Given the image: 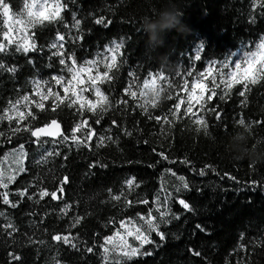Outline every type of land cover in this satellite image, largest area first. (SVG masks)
<instances>
[{"label":"trees","instance_id":"16d2710c","mask_svg":"<svg viewBox=\"0 0 264 264\" xmlns=\"http://www.w3.org/2000/svg\"><path fill=\"white\" fill-rule=\"evenodd\" d=\"M8 2L15 13L23 8L24 0ZM63 2L68 5V10L62 14L63 22L46 23L32 29L43 51L30 52L26 56L15 52L13 47L9 54H0V61L17 68L14 74L0 72V115L8 108L9 101L32 94V81H49L53 75L65 74L60 72L56 58L49 59L47 45L57 32L68 33L63 23L71 25L75 12L83 21L84 37L76 44L68 41L65 46L75 53L78 62L93 59L114 40L123 41L125 45L121 58L124 63L117 79L111 86L101 85L114 107L103 115L100 124H95L96 116L88 112L79 114L75 108L62 105L52 112L49 100L46 102L49 110L39 112L38 119L24 123L40 127L56 119L64 134L71 136L73 127L82 119H88L99 136L113 139L106 140L105 146L97 147L98 141L94 137L91 150L61 138L55 141L43 138L46 142L36 143L29 133L12 131L17 127L15 121L11 125L8 121L0 122V133L4 134L0 135V164L20 144L27 153L23 161L27 170L19 173L7 189L0 188V192L8 191L10 201L17 204V207H10L0 198V211L5 214L0 216V264H105L99 245L118 227L110 221L135 217L137 213L146 214L155 208L152 203L127 208L123 204L124 197L151 202L157 194L163 200L168 193L172 196L167 208L180 219L170 216V222L161 224L160 230L167 234L162 245L155 233L152 234L157 245H161L145 246L153 255L137 257L129 264H264V81L246 93L244 106L240 105L244 98L238 96L242 87L239 85L233 89L227 103L217 98L208 102L207 106L215 105L222 116L216 121L213 113H201L208 121L207 133L203 129L198 131L199 126L194 124L193 118L185 117L182 110L180 119L169 114V109L180 97V91L177 96L181 83V78L176 75L178 72L186 73L191 67L197 72L204 71L213 61L222 63L232 57L231 53L252 50L259 42L264 36V0L256 4L253 0H175L190 32H168L165 46L156 51L146 49L147 36L141 25L145 17H154L165 0ZM100 16L111 19L112 24L108 28L94 24L93 17ZM253 17L255 23L250 22ZM72 35H76L74 29ZM200 43L205 45L202 59L195 61V51ZM29 59L34 63H28ZM129 70L137 72L138 86L149 78L148 73L157 72H162L176 86L169 89L173 99H165L167 93H163L156 109L147 105L153 116L168 115L172 121L171 125H164V132L155 119H149L136 107L141 103L139 100L122 95L130 79ZM121 98L129 101L127 106H115ZM33 111L38 110L33 108ZM241 118L245 125L239 124ZM113 120L117 121L118 127L112 124ZM124 130L131 131L132 135H125ZM238 132L247 137L248 146L255 148L261 159L250 162L231 158V138ZM161 152L169 159L163 160L158 155ZM184 159L190 164L181 163ZM93 164L97 166L90 167ZM206 165L216 171L209 170L201 177L192 170ZM169 169L177 175H171ZM225 173L236 179H229ZM65 176L69 183L64 186L62 199L39 198L41 189L56 190ZM179 176L188 181L189 190L177 191L181 186ZM132 177L139 187L129 192L125 182ZM251 181L259 184L255 190L247 187ZM24 189L32 196L31 200L17 194ZM114 195H120L121 201L112 200ZM179 199L189 202L194 211L183 210L177 203ZM65 206H68L67 214H64ZM153 215L159 214L153 211ZM77 217L83 219L70 228ZM9 223L15 231L7 228ZM198 224L204 231L196 227ZM69 231L77 237L74 242L78 248L52 240L53 235H67ZM93 246L94 251L87 252L86 249ZM197 251L199 256L193 254ZM13 255L21 259L16 261L12 259ZM111 264H115L114 259Z\"/></svg>","mask_w":264,"mask_h":264},{"label":"snow or ice","instance_id":"6c2138e0","mask_svg":"<svg viewBox=\"0 0 264 264\" xmlns=\"http://www.w3.org/2000/svg\"><path fill=\"white\" fill-rule=\"evenodd\" d=\"M66 10H68V5L63 0H24L23 12L22 14H18L13 11L8 0H0V54H9V49L13 47L15 52L23 53L26 56L30 52L43 51V48L38 46L35 38L36 33L32 29L37 26H45L46 23L63 22L64 18L62 14ZM72 20L73 23L71 25L66 22L63 23V26L69 30L68 33L57 32L52 42L47 45L50 51L49 59L56 58L55 62L61 66L60 72L66 73V75H53L49 81H32V94L23 95L14 102L9 101L8 108L0 115V122L7 120L11 125L15 121L17 127L13 128L12 131L14 133L21 131L29 133L30 137L35 138L34 142L36 143L46 142L43 141L45 137L53 139L61 138L64 141L71 140L77 147L91 150L94 137L98 141L97 147L105 146V141L112 140L113 138L111 136H99L88 119H82L77 123L72 129L71 136L65 135L61 131V125L56 119H51L40 127H32L30 124L24 123L29 119H38L39 112L49 110L46 106V102L49 100L52 102L50 106L52 112H56L62 105L75 108L79 114L88 112L96 116L97 118L93 122L95 124H100L103 115L114 107L109 95L102 90L101 85L111 86L117 79V73H119L124 63L121 58L123 56L122 49L125 45L123 41L114 40L110 45L105 46L104 51L98 53L93 59L78 62L75 53L69 52L65 45L68 41L76 44L83 40L84 32L81 27L83 21L77 18L75 12L72 13ZM93 22L104 28H108L112 24V20L105 16L93 17ZM250 22L255 23V17ZM73 29L76 35H72ZM66 35L68 40H66ZM204 48L205 45L200 43L195 51V61H201V52ZM230 56L236 57V59H226L222 63L213 61L211 64H208L204 71L197 72L195 67H191L186 73L178 72L176 74L181 78L177 96H179V91H183L186 93L187 99L185 100L183 97H180L178 102L169 109V114L173 118L180 119L181 106L186 105L184 107V116L195 117L193 122L199 126L197 130L203 129L207 133L208 121L201 113L205 111L213 113V118L216 121H220L222 116V112L215 105L207 106L208 102H212L214 98H217L218 101L227 103L232 98L233 89L238 85L242 86L238 92V96L244 98L240 100V105H246V93L251 91L252 86L259 85L264 81V36L260 37L259 42L254 46V50H241L240 54L233 52ZM28 63L32 64L34 61L29 59ZM16 71L17 68L15 66L9 67L3 61H0V72L14 74ZM128 76L130 79L127 86L122 90V95L128 96L133 100L151 96L150 100L144 99V102L137 103L136 107L141 109L142 114L149 119H155L161 126V132H164V125H171L172 121L168 119V115L153 116L147 105H150L152 109H156L159 106L161 94L163 93H167L164 97L165 99H173L172 92L169 89H173L176 86L162 72L155 74L148 73L149 78H145L141 86L137 85L139 77L135 70H129ZM137 88L139 97L137 90H134ZM56 89H59V91ZM85 93H91L94 99H90ZM128 103L127 99L121 98L116 102L115 106H119L120 104L127 106ZM195 106H199L196 111H194ZM33 108L38 111H33ZM112 124L117 127L119 126L115 120L112 121ZM239 124L245 125V121L241 118ZM78 133L81 135H77ZM124 134L131 136L132 132L124 130ZM0 135L4 134L0 133ZM145 143L147 142L145 141ZM12 154L17 156L18 172H25L27 169L23 166V160L27 157V153L24 145L20 144L18 149L13 150ZM49 155H52V153H49ZM158 155L163 160L169 159L163 152L158 153ZM170 163H176V161H170ZM181 163L189 165L190 161L184 159ZM96 166V164L90 165V167ZM99 166L106 167V165ZM149 166L151 167V165ZM192 170L201 177L207 175L209 170L212 172L216 171L211 165H206L199 170L195 168ZM168 171L173 176L177 175L171 169ZM216 174L219 175V173ZM225 176L232 180L236 179L227 173H225ZM15 179L16 175L6 176L5 172L0 171V188L7 189L9 184L15 181ZM178 179L181 181V186L177 189L178 192L190 189V185L184 176H179ZM67 183H69V179L65 176L60 180L56 190L49 192L46 189H41L38 196L41 200L45 197H51L54 201L62 199L65 191L64 186ZM125 184L129 192L139 187L135 177L126 180ZM257 186H259L257 181H251L247 185L251 190H255ZM163 191L162 188L161 192ZM17 194L21 198L27 196L28 199H32L27 189L20 190ZM171 196L172 194L168 193L162 200L160 194H157L151 202L147 199L133 201L124 197L123 204L127 208H132L137 204L148 205L150 203L154 204L155 208L149 209L146 214L137 213L135 217L129 216L119 221H110V223L118 224V227L115 228L111 235L105 236L103 243L99 245L102 249V258L105 264H111V259L115 260V264H129V262L137 257L153 255V252L146 250L145 246L154 245L159 247L166 241L167 234L160 230L161 224L170 222L168 219L170 216L172 219H180L179 215L172 214L167 208L168 200ZM0 198H2L3 204L13 208L17 207V204L10 201L8 191L0 192ZM112 200L121 201V196L114 195L112 196ZM36 202L38 203L39 200ZM177 203L186 212L194 211L191 204L185 199H179ZM67 208L68 206H65L64 214H67ZM153 211L159 215H153ZM4 215V212L0 211V216ZM82 219L83 217L75 218L70 228L80 224ZM196 227L200 231H204L201 225L198 224ZM7 228H11L13 231L16 230L11 223L7 225ZM153 233L159 238L161 245H157V242L152 238ZM52 240L69 245L72 248H78L77 243L74 242L77 240V237L72 236L70 231L67 235L55 234L52 236ZM94 247H88L86 249L87 252L92 253ZM193 254L196 256L200 255L198 251ZM12 259L19 261L21 258L13 255Z\"/></svg>","mask_w":264,"mask_h":264},{"label":"clouds","instance_id":"9594fccd","mask_svg":"<svg viewBox=\"0 0 264 264\" xmlns=\"http://www.w3.org/2000/svg\"><path fill=\"white\" fill-rule=\"evenodd\" d=\"M142 30L147 36L146 49L156 51L165 46L168 32L176 31L180 34L190 32L184 23V13L175 0H165L154 17H145L142 21ZM231 158L234 160H249L250 162L261 159L255 148H250L247 137L237 133L231 138Z\"/></svg>","mask_w":264,"mask_h":264},{"label":"rangeland","instance_id":"374dc122","mask_svg":"<svg viewBox=\"0 0 264 264\" xmlns=\"http://www.w3.org/2000/svg\"><path fill=\"white\" fill-rule=\"evenodd\" d=\"M259 2V0H253V3H258ZM22 12H23V8H22V10H20V12L18 13V14H22ZM19 38V37H18ZM252 50H254V48L252 49ZM226 59H236V57H229V58H226ZM225 59V60H226ZM224 60V61H225ZM223 61V62H224ZM206 69V68H205ZM101 70H103V69H101ZM64 75H66V73L64 74ZM58 91H59V89H57ZM135 90V89H134ZM137 92H138V97H139V91L137 90ZM85 95H87L90 99H94V97L91 95V93H85ZM207 95V94H206ZM180 97H183L185 100L187 99V95H186V93H184L183 91H180ZM179 97V98H180ZM38 99V98H37ZM144 99H151V96H148V97H145V98H139L138 100L141 102V103H143L144 102ZM186 105H182L181 106V110L183 111V113H184V107H185ZM198 107L199 106H195L194 107V111H196L197 109H198ZM23 110V109H22ZM193 118V120L195 119V117H192ZM4 121H6L7 122V120H4ZM13 153V151H11L7 156H5L4 158H3V160H2V162H1V164H0V171H3V172H5V174H6V176H10V175H18L19 173H21V172H18V169H19V165L16 163V160H17V156L16 155H14V154H12ZM24 161V160H23ZM18 173V174H17ZM7 182V181H6Z\"/></svg>","mask_w":264,"mask_h":264},{"label":"water","instance_id":"95a60500","mask_svg":"<svg viewBox=\"0 0 264 264\" xmlns=\"http://www.w3.org/2000/svg\"><path fill=\"white\" fill-rule=\"evenodd\" d=\"M60 125H61V124H60ZM61 131L64 133L62 126H61ZM44 139H48V140L55 141V140H57L58 138L53 139V138L45 137Z\"/></svg>","mask_w":264,"mask_h":264}]
</instances>
